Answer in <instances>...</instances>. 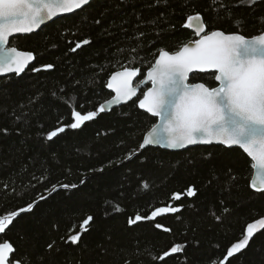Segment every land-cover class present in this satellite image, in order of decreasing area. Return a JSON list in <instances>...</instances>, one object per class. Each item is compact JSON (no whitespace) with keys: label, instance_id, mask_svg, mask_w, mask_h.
<instances>
[{"label":"trees","instance_id":"obj_1","mask_svg":"<svg viewBox=\"0 0 264 264\" xmlns=\"http://www.w3.org/2000/svg\"><path fill=\"white\" fill-rule=\"evenodd\" d=\"M195 13L209 30L247 37L264 31V0L253 6L247 0H92L35 33L11 39L10 46L32 52L34 62L22 75L0 78V129L8 130L0 131V215L47 197L0 234V242L13 243L16 258L28 264H164L153 257L179 243L184 251L166 258L167 264H220L247 224L264 217V193L250 189L251 161L240 149L140 150L156 119L138 108L137 97L80 129L45 138L59 122H71V106L86 112L111 98L107 80L122 66L140 68L138 80L143 79L159 48L174 51L193 39L182 25ZM84 39L90 43L71 51ZM48 64L54 67L44 69ZM192 82L216 86L211 73ZM133 149L137 154L125 159ZM54 184L77 187L51 191ZM189 186L195 187L194 197L170 200ZM168 203L181 210L128 225L137 211L148 215ZM88 215L94 223L78 244L61 239L73 225L79 230ZM156 222L171 232L156 229ZM229 260L264 264V230Z\"/></svg>","mask_w":264,"mask_h":264},{"label":"snow or ice","instance_id":"obj_2","mask_svg":"<svg viewBox=\"0 0 264 264\" xmlns=\"http://www.w3.org/2000/svg\"><path fill=\"white\" fill-rule=\"evenodd\" d=\"M90 2L91 0H0V75H20L34 59L32 52L10 46V38H14L16 34L33 33L54 17L73 13ZM257 2L258 0H247V6H253ZM241 3L243 4V0ZM220 7L227 11V5L221 3ZM182 26L193 32V39L180 44L174 51L159 48L144 78L135 84L133 81L140 75L141 69L122 66V70L110 76L106 85L115 93L111 99L99 104L95 110L86 112L71 106V122H59V126L48 131L45 138L52 141L66 129H80L111 106L127 103L137 97L138 108L158 118V123L153 124L144 135L139 149L148 145L182 148L213 142L228 148L236 146L251 160L254 178L249 186L256 192L264 193V31L247 37L238 31L227 33L219 29L209 30L200 13L188 15ZM89 43L88 39L77 41L71 51L75 52ZM43 67L51 69L54 66L48 64ZM31 70L40 71L35 67ZM200 73H211L217 86L192 82ZM148 83L151 87L142 92V98L138 97L141 86ZM16 119L19 120L20 117ZM0 131L7 134L8 130L5 128ZM137 151L131 150L125 159L131 160ZM58 187L68 190L77 185L54 184L51 191H56ZM143 187L149 188L147 181L143 182ZM195 195V187L189 186L184 191L172 193L170 200L176 202ZM46 199V196L41 195L26 207L0 215V234H4L20 214L31 212L41 200ZM181 207L182 205L168 203L155 207L148 215L137 211L134 216L128 217L127 223L133 226L139 222L156 221L158 217L178 213ZM114 210L122 211L119 205H115ZM216 218L219 220V217ZM93 223L94 217L88 215L78 225L79 230L73 225L66 237L61 239L66 243L78 244ZM154 226L166 233L171 232L170 228L159 222ZM262 230L264 217L248 223L242 238L226 249L220 264H230L229 258L246 249L255 234ZM54 244L55 242L49 243L48 249H52ZM185 247L183 244H174L153 259L167 264L166 258L183 252ZM16 251L10 241L0 242V264H28L23 258H16Z\"/></svg>","mask_w":264,"mask_h":264},{"label":"water","instance_id":"obj_3","mask_svg":"<svg viewBox=\"0 0 264 264\" xmlns=\"http://www.w3.org/2000/svg\"><path fill=\"white\" fill-rule=\"evenodd\" d=\"M92 1V0H91ZM78 11V10H77ZM76 12V11H75ZM74 13V12H73ZM69 14H72V13H68V14H61V15H59V16H57V17H54L52 20H50V21H47L44 25H42L41 27H43V26H45L46 24H48V23H50L51 21H53V20H56V19H58V18H61V17H63V16H66V15H69ZM40 27V28H41ZM39 28V29H40ZM39 29H36L33 33H35V32H37ZM192 32V31H191ZM193 33V32H192ZM29 34H32V33H28V34H16V36H23V35H29ZM15 36V37H16ZM12 38H10V40H11ZM33 62H34V59H33V61H31V63L29 64V66H28V68L33 64ZM28 68H26L25 69V71L28 69ZM24 71V72H25ZM118 71H120V70H118ZM23 72V73H24ZM23 73H21L20 75H22ZM146 73V72H145ZM10 75H15V74H4V75H0V78H4V77H7V76H10ZM112 75V74H111ZM110 78V77H109ZM109 78H108V80H109ZM138 78H139V76L136 78V80H134L133 81V83L135 84L137 81H138ZM108 80H107V83H108ZM216 82V81H215ZM107 85V84H106ZM145 86H147V88L148 87H151V84L150 83H148V84H145V85H143V86H141V88L142 87H145ZM216 86H217V82H216ZM215 86V87H216ZM106 88H107V86H106ZM140 88V89H141ZM147 88L145 89V90H147ZM107 90L112 94V96L115 94L114 92H112V90L111 89H109V88H107ZM144 90V91H145ZM139 92H140V90L138 91V93H137V96H138V94H139ZM112 96H111V98H112ZM111 98H109V99H111ZM136 97H134L132 100H134ZM140 98H142V96L140 97ZM131 100V101H132ZM130 101H128L127 103H129ZM127 103H122V104H120V105H113V106H111L110 107V109L109 110H107V111H105V112H103V113H108L110 110H112V109H114V108H117V107H120V106H122V105H125V104H127ZM138 104V103H137ZM140 109V108H139ZM140 110H142V109H140ZM142 111H144V110H142ZM145 112V111H144ZM150 115V114H149ZM155 118V117H154ZM156 119V123H158V118H155ZM151 129V128H150ZM149 129V130H150ZM148 130V131H149ZM147 131V132H148ZM146 132V133H147ZM145 133V134H146ZM144 134V135H145ZM143 138H144V136H143ZM142 141H143V139H142ZM195 146H221V147H225V148H228V147H226L225 145H222V144H219V143H216V142H213V143H211V144H196V145H187V146H185V147H182V148H168V147H166V146H162V145H148V146H146L144 149H146V148H149V147H154V148H160V149H163V150H167V151H172V152H180V151H184V150H186V149H189V148H192V147H195ZM232 148H238V147H236V146H233ZM144 149H140V150H144ZM239 149V148H238ZM241 150V149H240ZM242 151V150H241ZM243 152V151H242ZM245 154V153H244ZM246 155V154H245ZM247 156V155H246ZM249 158V157H248ZM250 159V158H249ZM251 161V160H250ZM254 178V170L252 169V175H251V178H250V181L252 180ZM250 181H249V185H250ZM250 189L251 190H253L251 187H250ZM254 191V190H253ZM254 192H256V191H254Z\"/></svg>","mask_w":264,"mask_h":264}]
</instances>
